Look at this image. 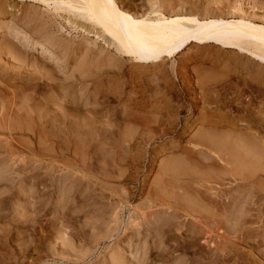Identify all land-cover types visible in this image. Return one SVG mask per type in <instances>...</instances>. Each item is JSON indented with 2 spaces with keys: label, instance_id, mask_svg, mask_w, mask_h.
<instances>
[{
  "label": "rangeland",
  "instance_id": "374dc122",
  "mask_svg": "<svg viewBox=\"0 0 264 264\" xmlns=\"http://www.w3.org/2000/svg\"><path fill=\"white\" fill-rule=\"evenodd\" d=\"M226 1L199 9L264 23V0ZM12 2L23 17L0 21V102L16 112L0 117V142L15 126L16 148L0 154V264H264V158L255 171L235 163L237 139H264V63L192 43L139 65L58 5ZM72 117L90 124L60 132ZM203 131L219 150L196 144Z\"/></svg>",
  "mask_w": 264,
  "mask_h": 264
},
{
  "label": "bare ground",
  "instance_id": "6f19581e",
  "mask_svg": "<svg viewBox=\"0 0 264 264\" xmlns=\"http://www.w3.org/2000/svg\"><path fill=\"white\" fill-rule=\"evenodd\" d=\"M12 1L31 2V3L37 4V5L45 4L47 6L53 4L54 8H55V5H56V7L58 5L59 7L64 8L66 11H64L63 13L60 14L62 18H64L65 20H70V22L71 21L74 22L76 28L77 27L80 28L86 34H88V33L94 34L97 38H101L102 40H104L106 45L109 48L111 47L113 49V51H114L113 54H115V55L121 54L122 57L129 58L132 60V62L139 63V65L141 63V64H147V65L148 64H156V66H157L158 64H161V62H163V60L165 58L175 57L177 54H179L188 45H190L192 43L199 45V47L206 45V44H215V45H217V46L219 45L223 48H233V49L237 50V52H241V53H244L245 55H247L249 57L248 59H251L252 61L254 60V61H257L259 63H264V23H258L254 19L247 17L245 15L243 16L241 14H240V16H237V17L228 18L225 16L224 13H222V11H220L219 7L214 8L212 6L206 5V6H203L202 8L199 9V6H201V0L200 1L199 0L198 1L197 0L196 1L195 0H193V1L192 0H148V2L150 4V11H144V10H142V8L141 9H139V8L135 9V7L130 8L128 6H125L123 3L125 0L123 2H122V0H0V4L1 3L4 4V5H2L4 10L3 11L1 10L2 12H0V21L4 20L3 18L5 16L9 15V16H11L10 22H12L11 18L18 16L17 13L19 10L15 11V7L12 4L13 3ZM202 1H204V0H202ZM213 2L214 1H212V3ZM218 6H220V5H218ZM227 6L230 9L232 7L235 8V5H233V4L231 7H230V5H227ZM59 7H58V10H59ZM46 8H48V7H46ZM19 16L22 18L23 14H20ZM14 22H12L13 25H16V24H14ZM12 27L16 28V26H9V28H12ZM45 44L44 43L41 44L40 52H47L48 48ZM109 48H107V49H109ZM5 51H6V49H5ZM111 54H112V51H111ZM117 60H119V59L116 58V61ZM122 60L123 59H121L120 61H122ZM95 78H97V77H95ZM92 82H93V79H92ZM99 82H100V80H99ZM95 83H97V82H95ZM70 95H71V93H70ZM16 97H17V94H14V98H16ZM27 97L24 100H22L21 105L18 106L19 110H21L22 108H26V110L27 109L29 110L30 104L27 105V103H26ZM1 102H0V117H1V115H3V113L7 114V117H8V115L11 116V114H13L15 112L14 111L15 108L12 106L11 107L10 106L5 107L4 104H2ZM7 102H8V100H7ZM15 103H16V101H15ZM64 104H66V103H64ZM71 104H72V102H71ZM60 106H61V104H59V107ZM70 107H68V109ZM50 108L48 106L44 105L43 112H48V109L50 110ZM18 109L16 111H18ZM31 109H33L34 112L39 113V115L43 114V112L41 110V105H39V104H34V106L31 107ZM99 109L102 110L101 108H99ZM62 112H64V113L66 112L67 113L66 115H68V112H70V111H68L66 109V110H63ZM72 112H74V111H72ZM14 114H16V112ZM24 114H26V113H24ZM90 114H91V112H90ZM36 115L34 117H36ZM74 116H75V114H74ZM52 117H55V116H52ZM38 118H40V117H38ZM61 118H62V116H61ZM64 118H62V119H64ZM73 118L74 117H72L71 120ZM78 118H80V117H78ZM8 120H10V119H8ZM79 120L69 121V124H67V127L62 129L60 132L64 131L66 133L68 131V133L72 132L75 135L79 134V132L82 131V129L80 127L83 128L84 126H86L89 123V121H86V120L83 121L82 120V124H80L81 121H79ZM39 122H40V120H39ZM61 123H64V122H60V124ZM64 124H62V125H64ZM5 126H6V124H5ZM7 126H6V130H7L6 136L7 137L5 136V138L3 139L4 144H2L0 142V154L5 153V154H8L10 156L11 155L13 156L16 153L15 152L16 148H14V145H13V141H14V138H13L14 132L13 131H14L15 126L11 127L12 125L9 126V124ZM61 128H63V127H61ZM203 132H202V134L199 135V138H198L196 144H198L202 147L208 148L210 151L216 152L218 147L220 148V146H221V144H219L220 142L219 143L216 142V139L214 140L213 137H211L209 135V133H207L208 131H203ZM37 135H38V133H37ZM256 137H257V135L253 136L252 138H256ZM237 140H238L237 141L238 145H241L243 147L235 144L237 148L240 147V149H239L240 151L242 150L241 152L238 151V153H235L236 165L244 166L246 168L247 167L253 168L252 166L255 163H257L259 160L261 161V159L264 158V139H261V141H259L261 144L260 150H254V148H252L253 145L251 146V145H249L251 143L246 142L248 139L245 141L246 144H244V142H242L241 139H237ZM239 140H240V144H239ZM241 142H242V144H241ZM260 144L258 143V145H260ZM244 146H246V148ZM20 154L21 153H19V155ZM204 155H206V154H204ZM4 156H2V157H4ZM5 161L7 162V160H5ZM11 161H13V159L10 160V162ZM246 168H245V170H246ZM164 170L169 171L171 169L169 166H164ZM253 170H254V168H253ZM255 170H257V169H255ZM249 172H251V170H249ZM256 173H255V175H256ZM250 180H252V179H250ZM242 189L245 190L243 186H242ZM249 193H250V191H249ZM243 195H245V194L243 193ZM224 196H225V194H224ZM232 197H231V199H232ZM236 198H238V197H236ZM234 202H235V199H234ZM175 212H177V211H175ZM169 213H171V212H169ZM174 214L176 215V213H174ZM172 218H174V217H172ZM29 220L31 221L32 219H26V221H29ZM52 221H53V219H52ZM168 221H169V219H168ZM52 223H54V222H52ZM158 226H160V225H158ZM168 227H169V225H168ZM166 230H168V229H166ZM26 240H27V238H26ZM24 244L25 243L23 242L22 245H24ZM24 250H25V248L22 246V252L23 253H24ZM22 255L24 257L27 254L26 255L22 254ZM146 261L147 260L142 261L140 264H145Z\"/></svg>",
  "mask_w": 264,
  "mask_h": 264
}]
</instances>
